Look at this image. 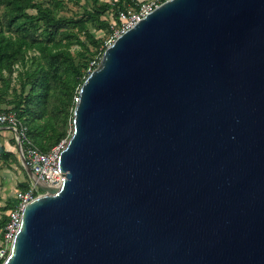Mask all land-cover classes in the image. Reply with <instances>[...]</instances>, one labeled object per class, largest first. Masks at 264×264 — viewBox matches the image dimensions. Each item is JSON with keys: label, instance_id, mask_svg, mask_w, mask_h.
Instances as JSON below:
<instances>
[{"label": "water", "instance_id": "water-1", "mask_svg": "<svg viewBox=\"0 0 264 264\" xmlns=\"http://www.w3.org/2000/svg\"><path fill=\"white\" fill-rule=\"evenodd\" d=\"M1 264H264V0H163L74 99Z\"/></svg>", "mask_w": 264, "mask_h": 264}, {"label": "trees", "instance_id": "trees-1", "mask_svg": "<svg viewBox=\"0 0 264 264\" xmlns=\"http://www.w3.org/2000/svg\"><path fill=\"white\" fill-rule=\"evenodd\" d=\"M84 1L90 5L65 16L59 13L64 0H0V106L10 107L43 151L66 136L61 104H71L68 97L75 90L77 93L90 62H98L105 48L104 40L95 36L90 27L111 32L103 13L114 9L113 18L120 23L118 11L127 12L128 5L137 9L142 0ZM73 44L78 48L72 50ZM92 49L99 55L91 60ZM69 118L72 123V111ZM11 156L12 152L0 143V161L5 163ZM25 175L28 178L26 171ZM29 184L27 180L19 184V189ZM12 206L11 198L0 206V229Z\"/></svg>", "mask_w": 264, "mask_h": 264}, {"label": "built area", "instance_id": "built-area-1", "mask_svg": "<svg viewBox=\"0 0 264 264\" xmlns=\"http://www.w3.org/2000/svg\"><path fill=\"white\" fill-rule=\"evenodd\" d=\"M160 2L159 0H144L132 12L118 11L121 26L104 46L109 45L117 35L131 27ZM97 63L96 60L91 61L88 71L95 67ZM0 125L11 131L14 138L15 134L18 135L20 148L36 178L51 186H57L61 180V171H59L58 166L59 153L66 145L68 139H63L49 150L43 151L29 137L26 126L18 120L12 111L0 110ZM41 193L42 191L32 182H30L26 189H16L14 194L15 201L13 202V206L7 210V220L0 229V264L6 258L11 247L20 222V214L23 206Z\"/></svg>", "mask_w": 264, "mask_h": 264}, {"label": "rangeland", "instance_id": "rangeland-1", "mask_svg": "<svg viewBox=\"0 0 264 264\" xmlns=\"http://www.w3.org/2000/svg\"><path fill=\"white\" fill-rule=\"evenodd\" d=\"M102 1H108V2L112 1L113 2L116 0H102ZM135 1L138 2L140 0H135ZM128 4L129 3H127L126 5ZM89 5H90L89 2L84 1V0H80L78 2H76L75 0H64V6L59 10V13L65 16L74 15L76 12L79 13L82 10V7L89 6ZM127 8H128L127 11L132 12L134 9V6L128 5ZM2 10H3V5H0V13L2 12ZM30 11H33V10H30ZM113 12H114V9H110L106 11L105 13H103L102 15V18L106 19L111 24V28H112L111 32L107 30H99L94 27H90L91 32L95 36L101 37L104 40L103 45H105V43L111 39V37L116 32V30H118V28H120L121 26V23H117L114 20ZM75 48H78L77 44L72 45V50ZM98 55H99L98 50L92 49V53L90 54L91 60L97 57ZM75 94H76V90L72 92V94L68 97V100L71 104L73 103V98L75 97ZM71 104H64V103L61 104V119L65 117L64 128L66 131V136L63 139H66L72 131V123L70 122V118H69V114L71 113L73 109ZM9 109L10 107L5 104H2L0 106V110H9ZM34 141H35L34 143H36V139ZM38 142H39V139H38ZM0 143L4 145L6 150H9L10 152H12V156L9 158L7 162L2 163L0 161V165H1L0 206H2L5 204L7 198H11L14 196L16 189L20 188L19 184L27 182L29 178L26 177L25 169L20 162L18 151L14 145L15 141L13 139L12 132L9 131L8 129L2 128L0 130Z\"/></svg>", "mask_w": 264, "mask_h": 264}, {"label": "crops", "instance_id": "crops-1", "mask_svg": "<svg viewBox=\"0 0 264 264\" xmlns=\"http://www.w3.org/2000/svg\"><path fill=\"white\" fill-rule=\"evenodd\" d=\"M11 200H12V202H14V201H15V199H14V196H13V197H11Z\"/></svg>", "mask_w": 264, "mask_h": 264}]
</instances>
